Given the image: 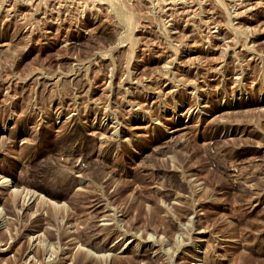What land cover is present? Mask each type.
I'll list each match as a JSON object with an SVG mask.
<instances>
[{"label": "rangeland", "instance_id": "obj_1", "mask_svg": "<svg viewBox=\"0 0 264 264\" xmlns=\"http://www.w3.org/2000/svg\"><path fill=\"white\" fill-rule=\"evenodd\" d=\"M0 264H264V0H0Z\"/></svg>", "mask_w": 264, "mask_h": 264}, {"label": "bare ground", "instance_id": "obj_2", "mask_svg": "<svg viewBox=\"0 0 264 264\" xmlns=\"http://www.w3.org/2000/svg\"><path fill=\"white\" fill-rule=\"evenodd\" d=\"M143 151V150H142ZM62 156V155H61ZM86 160V159H85ZM88 162V161H87ZM117 164V163H116ZM140 171V170H139ZM137 177V176H136ZM128 178V177H127ZM64 182V181H63ZM124 182V181H123ZM59 184V183H58ZM70 185V184H69ZM71 186V185H70ZM67 187V186H66ZM69 188V187H68ZM142 188V187H141ZM85 194H87V193H85ZM91 194V193H90ZM95 195V194H94ZM148 196V195H147ZM79 197V196H78ZM89 197V196H88ZM151 198V197H150ZM92 199H90V201H91ZM132 200V199H131ZM146 200V199H145ZM88 201V200H87ZM142 202V201H141ZM26 203V202H25ZM85 204H87V205H89L87 202L85 203L84 202V204H82L83 205V207H85ZM107 204V203H106ZM139 204V203H138ZM157 204V203H156ZM91 205V204H90ZM136 207V206H135ZM143 208H144V206H143ZM140 209V208H139ZM138 210V209H137ZM151 210V209H150ZM155 211V210H154ZM72 259H73V257H72Z\"/></svg>", "mask_w": 264, "mask_h": 264}]
</instances>
